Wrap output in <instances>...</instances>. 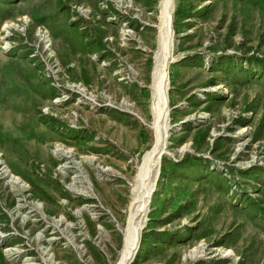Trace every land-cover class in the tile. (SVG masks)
<instances>
[{
  "label": "rangeland",
  "instance_id": "374dc122",
  "mask_svg": "<svg viewBox=\"0 0 264 264\" xmlns=\"http://www.w3.org/2000/svg\"><path fill=\"white\" fill-rule=\"evenodd\" d=\"M160 3L0 0V264L121 262ZM172 46L130 264H264V0H174Z\"/></svg>",
  "mask_w": 264,
  "mask_h": 264
},
{
  "label": "bare ground",
  "instance_id": "6f19581e",
  "mask_svg": "<svg viewBox=\"0 0 264 264\" xmlns=\"http://www.w3.org/2000/svg\"><path fill=\"white\" fill-rule=\"evenodd\" d=\"M158 33V51L155 55V68L152 86V112L154 115L155 146L147 154L143 165L135 178L132 205L129 215V226L124 234V247L119 264H130L138 248L140 234L145 225L148 204L151 194L156 188L161 160L166 152L168 134V90L170 86L168 68L174 61L172 46V16L174 0H161ZM70 151H62L61 155L70 158ZM5 173H9L6 169ZM10 175V174H9ZM13 178V177H12ZM20 183L19 179L13 178Z\"/></svg>",
  "mask_w": 264,
  "mask_h": 264
},
{
  "label": "water",
  "instance_id": "95a60500",
  "mask_svg": "<svg viewBox=\"0 0 264 264\" xmlns=\"http://www.w3.org/2000/svg\"><path fill=\"white\" fill-rule=\"evenodd\" d=\"M134 258V257H133Z\"/></svg>",
  "mask_w": 264,
  "mask_h": 264
}]
</instances>
